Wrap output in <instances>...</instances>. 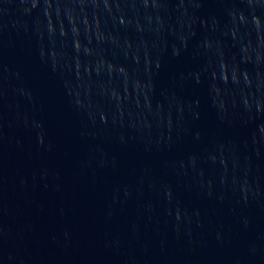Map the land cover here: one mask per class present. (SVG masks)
I'll list each match as a JSON object with an SVG mask.
<instances>
[{
    "label": "water",
    "instance_id": "1",
    "mask_svg": "<svg viewBox=\"0 0 264 264\" xmlns=\"http://www.w3.org/2000/svg\"><path fill=\"white\" fill-rule=\"evenodd\" d=\"M0 264H264V0H0Z\"/></svg>",
    "mask_w": 264,
    "mask_h": 264
}]
</instances>
